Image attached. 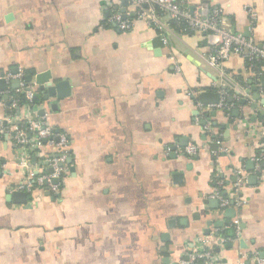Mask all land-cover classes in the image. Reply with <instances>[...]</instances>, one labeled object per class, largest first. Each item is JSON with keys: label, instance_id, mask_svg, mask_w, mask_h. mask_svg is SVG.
Returning a JSON list of instances; mask_svg holds the SVG:
<instances>
[{"label": "crops", "instance_id": "crops-1", "mask_svg": "<svg viewBox=\"0 0 264 264\" xmlns=\"http://www.w3.org/2000/svg\"><path fill=\"white\" fill-rule=\"evenodd\" d=\"M124 1L0 0V78L8 87L0 92V264H177L205 239L217 264H258L264 162L257 177L255 159L264 153V104L253 98L256 76L239 56L210 67L209 37L187 34L164 14L159 27L136 20L120 32L110 6L133 10ZM201 3L223 8L227 29L264 44V0H191V8ZM46 72L68 82V98L43 99L36 77ZM19 74L37 104H20L25 90L11 84ZM205 93L226 95L227 107L202 104ZM25 115L47 116L69 135L70 174L59 196L11 197L21 172L7 128L10 116L19 128ZM190 145L196 155L186 153ZM240 170L248 184L235 193ZM217 181L228 208L216 198Z\"/></svg>", "mask_w": 264, "mask_h": 264}, {"label": "built area", "instance_id": "built-area-1", "mask_svg": "<svg viewBox=\"0 0 264 264\" xmlns=\"http://www.w3.org/2000/svg\"><path fill=\"white\" fill-rule=\"evenodd\" d=\"M130 12H122L110 6L109 22L114 24L122 33L130 32L136 20L147 22L151 27H159V16L164 14L174 21L184 32L203 33L210 39L212 50L204 60L212 68H220L223 63L235 56L243 58L249 71L256 76V88L260 96L264 97V87L262 85L264 71V44H259L252 36L236 34L224 26V10L221 7H211L206 3H201L191 10V0H128ZM255 26V17L251 14L250 30ZM167 44V40L163 39ZM255 62L262 65V72L254 71ZM176 71L181 73V67H176ZM20 82L22 75L18 76ZM29 104L34 101L35 93L31 87L25 88L21 82ZM226 95L223 94L218 109L227 107ZM17 108L16 103L10 106ZM201 108V105H199ZM14 116L9 117L11 125L7 128V135L11 137L17 145L18 165L20 166L21 181L17 184V190L32 195L36 190H47L51 194L59 196L69 178V163L72 158L69 135L56 129L49 122L48 117L34 119L31 115H25L23 121L25 128L14 127ZM207 132H211L210 127H206ZM49 150V151H48ZM52 150L53 152H50ZM199 148L190 145L186 149L188 155H196ZM39 162L35 163V160ZM257 167L255 173L261 172L260 164L264 162V153L255 159ZM233 189L235 193L242 191L248 184L249 174L245 171L235 173ZM219 189L216 198L219 200L221 208L230 206V199L224 196L222 190L223 182L217 181ZM258 264H264L263 259H257ZM220 260L214 253L213 242L205 239L199 241V245L188 251L177 264H217Z\"/></svg>", "mask_w": 264, "mask_h": 264}, {"label": "water", "instance_id": "water-1", "mask_svg": "<svg viewBox=\"0 0 264 264\" xmlns=\"http://www.w3.org/2000/svg\"><path fill=\"white\" fill-rule=\"evenodd\" d=\"M128 0L124 1V4L127 5ZM191 10H193V8H191ZM122 12H125V9L122 10ZM18 74V73H15ZM33 76H27L26 77V82L30 83L32 82ZM6 80L4 78H0V92H3L5 90L8 89L7 85H6ZM12 89H19L21 82L20 80H14L12 81ZM36 84L39 86V89L45 93V95L43 96L44 100H49L51 98H57V100L62 101L65 100L66 98H68L71 95V87L69 86L68 82L65 81H60L57 82L56 80L52 79V75L50 72H46L43 74H40L36 77ZM262 85L264 87V79L262 80ZM254 100L256 102L261 101L264 104V98H262L260 96V94L257 92V89L254 88ZM2 99L6 100L7 96L2 97ZM1 100V97H0ZM201 100H202V104L204 105H218L220 103V96L218 94H209V93H205L201 95ZM40 101V97L39 96H35L34 97V102L37 104ZM232 100H229V102ZM246 100H242V104H246ZM254 108L256 109L257 106L254 105ZM37 105H35L34 110H37ZM238 112L236 111L235 114H237ZM45 114V111H40V115L43 116ZM212 114L215 116L216 115V111H213ZM263 114V112H262ZM213 149L216 151L218 149L217 145H213ZM72 161V158H70L68 160V163L70 164ZM75 171V168L72 169V172ZM255 179V178H254ZM12 198H16L19 202H25L26 198H27V194L22 193V192H15L11 195ZM234 216V211L233 210H228L227 211V216Z\"/></svg>", "mask_w": 264, "mask_h": 264}, {"label": "trees", "instance_id": "trees-1", "mask_svg": "<svg viewBox=\"0 0 264 264\" xmlns=\"http://www.w3.org/2000/svg\"><path fill=\"white\" fill-rule=\"evenodd\" d=\"M115 1H118L120 4L123 3V0H115ZM172 22H173L174 25H176V23H175L174 21H172ZM105 25H106L107 27H109V28L113 27L112 24H109L107 18L105 19ZM176 26H177V25H176ZM186 33H187V34H190V35L192 34L191 32H186ZM246 65H247V64H246ZM254 71H257V73H258V72H262V71H263V70H262V65L259 64L258 62H255V69H254ZM250 72H251V71H250ZM263 73H264V71H263ZM25 103H27L26 96H25V95H22V96H21L20 104L22 105V104H25ZM19 128H25L23 122L20 124V127H19ZM15 146L17 147L16 144H15ZM224 236L227 237V238H232V237H233V235H231V233H228V234L225 233Z\"/></svg>", "mask_w": 264, "mask_h": 264}]
</instances>
